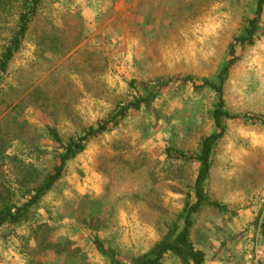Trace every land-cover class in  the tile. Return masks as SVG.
I'll return each instance as SVG.
<instances>
[{
  "label": "rangeland",
  "instance_id": "374dc122",
  "mask_svg": "<svg viewBox=\"0 0 264 264\" xmlns=\"http://www.w3.org/2000/svg\"><path fill=\"white\" fill-rule=\"evenodd\" d=\"M30 1L0 0V61ZM38 1L0 75V210L22 207L70 140L109 130L19 223L0 227V264H130L182 231L202 141L219 132L218 93L174 81L210 82L227 113L264 121V5L253 44L234 45L257 0ZM223 129L203 184L223 209L202 205L188 239L203 264H264V125ZM162 264L181 261L167 254Z\"/></svg>",
  "mask_w": 264,
  "mask_h": 264
},
{
  "label": "trees",
  "instance_id": "16d2710c",
  "mask_svg": "<svg viewBox=\"0 0 264 264\" xmlns=\"http://www.w3.org/2000/svg\"><path fill=\"white\" fill-rule=\"evenodd\" d=\"M31 9L29 14L27 16H24L21 18V26H20V32L18 33V37L14 38L11 41L10 47L7 48L5 54L2 57V60L0 61V75L5 72L10 60L12 59V56L14 53L17 52L21 39L23 37V34L25 33L27 29V23L28 21L34 17L35 9L39 3L38 0H31ZM263 5L264 0H257L256 4V10L254 13V17L249 21L248 23V29L246 30V36L245 37H239L234 40V45L236 44H253V38L257 31V26L259 19L263 12ZM234 45H232L230 50V56H234ZM234 59H230L225 67L222 69L219 75V80L222 82L221 78L222 76H225L228 72L231 66L233 65ZM174 82H181L183 84L191 83L192 86L195 89H211L214 90L216 93H218V103L216 106L215 111L213 112V121L215 124L216 129L219 131L216 134H212L209 137H206L201 144V150L200 154L198 156V160L200 161V169L198 172V175L196 177V180L194 182V192H195V203L184 212V227L182 231L176 235L173 238H170L167 236L165 239H163L160 243H158L151 251H149L148 254L139 257L137 259H134L130 264H162V260L165 255H175L177 256L181 264H203L204 262V254L200 251H197L193 248L191 243L189 242V229L191 227V217L194 215L198 209L204 205L209 204L210 206L222 210L218 204L216 203H210L206 200L205 196L203 195V184L207 180V177L209 175L210 170V155L212 148L214 144L221 139L223 136V122L224 121H233V120H245V121H253L258 122L264 125V121L257 118H240L238 116H232L229 113H227L224 110V103L221 98V88L217 87L216 85L210 83V82H203L200 85H195L191 79L189 78H183V79H177ZM170 82L165 84H155V93L159 92V90L166 85H168ZM148 99L142 98L137 100V102L132 106L134 111H137L140 109L141 105L146 103ZM124 111H121V117H123ZM113 127L117 125V122H112ZM109 130L108 123L102 124L98 126L95 130H89L83 137L77 138L76 140H70L68 144L64 147L65 153L60 157V163L57 167L54 168L53 172L49 174L43 184L37 188H35L32 193L33 195L30 196V199L23 204L20 208H11L9 206H3L0 210V227L6 224L15 225L20 222L24 214L28 211L29 208L37 204V202L52 188V186L61 178L66 163L73 159L76 155L83 152L85 145L84 143L91 137H95L97 135H100L104 132H107ZM52 136L56 142L59 140L57 139L56 135L52 133ZM98 251L101 254H105V252L102 250L100 246H97ZM113 264H119L115 260L112 259Z\"/></svg>",
  "mask_w": 264,
  "mask_h": 264
}]
</instances>
